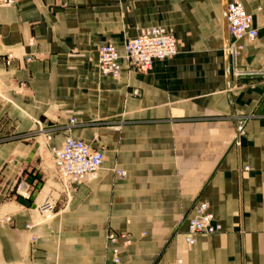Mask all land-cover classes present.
Returning <instances> with one entry per match:
<instances>
[{
    "label": "crops",
    "instance_id": "obj_1",
    "mask_svg": "<svg viewBox=\"0 0 264 264\" xmlns=\"http://www.w3.org/2000/svg\"><path fill=\"white\" fill-rule=\"evenodd\" d=\"M228 1L0 0V264H114L109 232L130 239L120 264H264V76L234 74L264 70V0H239L258 36L235 60ZM154 25L176 54L130 67L125 43ZM104 43L117 75L99 71ZM66 137L103 154L80 184L53 166ZM200 202L221 230L190 245Z\"/></svg>",
    "mask_w": 264,
    "mask_h": 264
},
{
    "label": "built area",
    "instance_id": "obj_2",
    "mask_svg": "<svg viewBox=\"0 0 264 264\" xmlns=\"http://www.w3.org/2000/svg\"><path fill=\"white\" fill-rule=\"evenodd\" d=\"M227 30L233 40L229 46V53L235 60L240 46L235 42L245 39L253 42L257 36V29L253 26V17L247 13L243 4L239 0H230L226 4ZM176 38L171 29L154 25L143 28L139 34L129 39L125 43L123 58L130 67L141 71L149 70L155 60L171 58L176 54ZM120 55L116 48L110 43L101 44L98 48V68L101 74L117 75L120 70ZM235 64V61H234ZM234 74L261 75L262 71H242L234 68ZM133 95H138V90L132 91ZM74 120H69V125H73ZM243 122L236 123L237 137L242 134ZM53 166L61 178L68 184H80L85 178L100 168L103 162L101 151L94 149L83 141L66 137L61 148L52 149ZM115 174L119 178H126L127 173L122 169H115ZM36 213L41 222L51 220L55 216L54 204L46 200L36 207ZM221 230V225L216 222L209 205L200 202L195 206L193 216L188 220L187 231L184 240L188 244H194L195 236L199 234H214ZM106 241L112 245V260L114 264H120L119 243L125 247L130 244V239L126 234L116 235L112 232L106 234Z\"/></svg>",
    "mask_w": 264,
    "mask_h": 264
},
{
    "label": "water",
    "instance_id": "obj_3",
    "mask_svg": "<svg viewBox=\"0 0 264 264\" xmlns=\"http://www.w3.org/2000/svg\"><path fill=\"white\" fill-rule=\"evenodd\" d=\"M223 24H224V35H225L226 45L228 47V30H227V19H226V5H225V8L223 10ZM227 52H228V50H227ZM225 68H226V87L229 88V80H230V57H229V54H227V58H226V62H225Z\"/></svg>",
    "mask_w": 264,
    "mask_h": 264
},
{
    "label": "rangeland",
    "instance_id": "obj_4",
    "mask_svg": "<svg viewBox=\"0 0 264 264\" xmlns=\"http://www.w3.org/2000/svg\"><path fill=\"white\" fill-rule=\"evenodd\" d=\"M51 152H52V149H51ZM123 179H125V178H123ZM38 220H39V218H38Z\"/></svg>",
    "mask_w": 264,
    "mask_h": 264
}]
</instances>
